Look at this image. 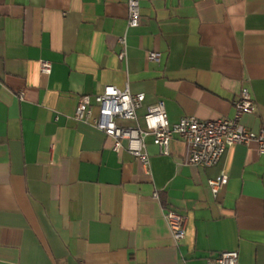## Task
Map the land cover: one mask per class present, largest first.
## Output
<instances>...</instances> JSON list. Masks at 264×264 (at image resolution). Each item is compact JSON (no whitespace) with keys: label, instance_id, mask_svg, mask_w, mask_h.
Masks as SVG:
<instances>
[{"label":"crops","instance_id":"crops-1","mask_svg":"<svg viewBox=\"0 0 264 264\" xmlns=\"http://www.w3.org/2000/svg\"><path fill=\"white\" fill-rule=\"evenodd\" d=\"M128 13V0H0V264H206L233 250L264 264L257 142L201 166L186 162L184 139L164 154L149 135L145 165L75 118L80 96L110 83L145 93L126 125L145 127L159 100L171 123L234 118L246 86L257 107L242 123L264 129V0H141L135 28ZM165 209L186 217L180 242Z\"/></svg>","mask_w":264,"mask_h":264},{"label":"built area","instance_id":"built-area-1","mask_svg":"<svg viewBox=\"0 0 264 264\" xmlns=\"http://www.w3.org/2000/svg\"><path fill=\"white\" fill-rule=\"evenodd\" d=\"M128 28L141 24V0H128ZM125 44L126 39L122 38ZM126 49L121 51V57L126 56ZM159 53L151 52L152 59H158ZM51 61H41L40 69L49 74L52 71ZM24 94L23 92L21 93ZM145 93H132L126 84L120 87L115 83L105 85L94 97L82 95L79 98L75 118L93 123L97 128L114 138L113 149L120 151L126 141V148L143 164L148 165L150 154L147 150L146 138L154 136V143L164 154L170 153V143L174 137L184 139L189 146L187 163L213 166L218 164L225 153L234 145L249 144L253 141L259 145V151L264 153V129L253 131L242 123L244 114L253 113L257 103L249 87H243L236 99V114L234 118L199 119L195 116H185L171 123L164 100L151 105L144 114L145 127L126 125L124 121H138V109L145 101ZM229 176L222 171L217 177L209 180L210 188L217 196L228 183ZM159 198V193H154ZM164 216L170 231L177 242L186 236V217L173 209H165ZM239 251H222L216 256L206 258V264H239Z\"/></svg>","mask_w":264,"mask_h":264}]
</instances>
